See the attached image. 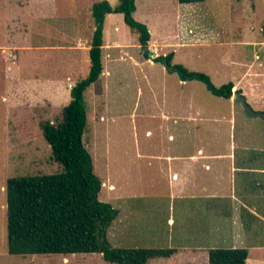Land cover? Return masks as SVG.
Masks as SVG:
<instances>
[{
  "label": "rangeland",
  "instance_id": "obj_1",
  "mask_svg": "<svg viewBox=\"0 0 264 264\" xmlns=\"http://www.w3.org/2000/svg\"><path fill=\"white\" fill-rule=\"evenodd\" d=\"M137 17L151 24L158 52L142 48L139 34L123 26L122 14L115 15L107 34H121L123 48H113L111 57L103 54L106 73L85 92L89 110L83 139L103 182L99 198L120 210L108 227V241L121 248L177 249L148 264H210L211 249L233 246L264 259L256 247L264 244V217L239 210L242 203L257 202V190L264 189V179L244 162L261 158L264 166V119L250 116L238 99L216 96L202 81L182 80L163 63L151 62L174 52L173 63L206 73L218 87L243 83L247 103L264 111V45L243 44L249 33L264 40V0H142ZM57 38L40 34L34 44L58 45L50 42ZM46 52H38L39 71L25 61L18 72L0 71V264H115L98 252L67 254L65 262L66 254L8 251V178L63 170L41 127L44 121L61 122L67 105L64 98L61 105L52 104L46 85L36 80L45 82L48 76ZM248 68L259 71L245 84ZM89 69L90 64L80 74L73 72L71 85Z\"/></svg>",
  "mask_w": 264,
  "mask_h": 264
},
{
  "label": "trees",
  "instance_id": "obj_2",
  "mask_svg": "<svg viewBox=\"0 0 264 264\" xmlns=\"http://www.w3.org/2000/svg\"><path fill=\"white\" fill-rule=\"evenodd\" d=\"M182 4L205 0H178ZM136 0H119L113 6L108 0L96 2L92 15L96 29L89 51L90 70L71 89V100L63 108L59 123H41L44 137L51 145L52 158L63 166L54 174L13 176L7 180L8 251L14 255L29 254H102L104 260L115 264H147L155 257L171 256L173 248L113 247L107 230L117 218L119 209L99 198L102 180L94 171L93 157L84 143L88 125L86 90L103 72L104 22L109 13H122L125 22L139 34L146 49L151 40L147 24L134 17ZM174 52L159 55L168 72L178 73L182 80H200L207 89L223 98H231L234 82L216 86L209 75L190 71L173 63ZM264 113V112H263ZM247 248H215L209 252L210 264H246Z\"/></svg>",
  "mask_w": 264,
  "mask_h": 264
},
{
  "label": "crops",
  "instance_id": "obj_3",
  "mask_svg": "<svg viewBox=\"0 0 264 264\" xmlns=\"http://www.w3.org/2000/svg\"><path fill=\"white\" fill-rule=\"evenodd\" d=\"M74 1L75 0H0V71L1 69H4V71L16 70V72H18L23 61H25L26 64L30 65V67L34 69L33 71H39L40 67L36 64V61L39 60L38 52L46 50L47 52L44 53V56H47L46 61L48 64V76L46 77L45 82L44 78H37L36 80L40 85H46V88H44L48 93L46 96L48 100L54 105H61L59 103L61 102V98H64V104H68L70 102L71 99L69 100V92L71 93V89L75 85H71V83L73 82L72 75L80 74L81 71L85 69L89 64L91 65L89 51L92 46V38L96 29L95 20L92 15V7L96 2H93V0H80L81 4L79 6H76L74 4ZM108 1H110L113 6H116V4L114 5V2L116 0ZM141 1L142 0H136V10L134 12V16L136 18H138L137 13L139 11V5ZM117 14L122 13L107 14L104 22L103 54L105 55V52L108 51L107 53L110 55V57V52L113 48H123V44H121V34L113 31H111V36L107 34V32L109 31L108 23L109 21L113 20L114 16ZM60 15L61 17H59ZM57 18H59V22L61 23L54 24L56 23L55 21H58L56 20ZM123 20V26H128L125 22L124 15ZM145 23L148 25L151 32V40L149 42V46L153 47L155 51L157 50L158 52L157 46L159 45V39H157L156 37L153 40V28L148 21H145ZM128 27L130 28V26ZM114 30L118 31L119 27L115 26ZM40 34L56 35L58 37L57 40L50 42H56L59 44L45 46L34 44L36 36H38L39 39ZM243 44H249L253 47H257L260 45L263 46L264 40L262 38H259L258 36L256 37V35L249 33L243 38ZM55 50H57V53H54ZM257 55L258 54H256L255 56L256 59L260 60L262 57L260 55H258L259 57H257ZM151 57L154 58L155 55L152 54ZM151 62L154 63L156 61L151 60ZM248 69V75L244 74V76L242 77L245 84L249 83L250 77H257L259 71V68L255 69V72H251L250 68ZM107 72L109 74V71ZM60 73L66 74V78H64L63 76H58ZM104 73L106 72L103 69L102 74ZM234 84V89L245 93L244 88L240 86V84L243 83L240 82V84H238L234 82ZM43 86H41V89H43ZM225 99L233 100L232 97ZM260 111L264 112L263 110ZM249 150L250 149L248 147L245 148L246 154ZM260 150L264 151V147H261ZM255 161L257 162L254 163L252 159L247 157L244 158V162L247 165V168L251 169L252 172H256L260 176L259 178H262L259 180L262 181L264 179V166L261 163V158L255 159ZM177 176V173L173 174V178ZM257 194H259L256 195V199H258L257 202H254L252 204L242 203L241 206H239V210L241 212H244V210L250 211L253 218H263L264 203L262 202V200L264 199V189H258ZM210 209L212 210L214 208L210 206ZM241 217L242 216H239V219ZM242 231L243 230L241 227L240 235H236V242H234V245H237L236 243L239 242ZM256 247H258V250L262 253L264 252V244L257 243ZM176 252L177 249H175V252L171 256H173ZM195 252V249L190 251V259L193 258V254ZM100 256H102V254ZM64 257L65 258L63 260L65 262L68 260L69 262L67 254ZM262 258L263 257H258L257 255L255 257L254 255L251 256L249 251L246 264H261L264 261V259ZM191 263L193 264L192 260Z\"/></svg>",
  "mask_w": 264,
  "mask_h": 264
},
{
  "label": "water",
  "instance_id": "obj_4",
  "mask_svg": "<svg viewBox=\"0 0 264 264\" xmlns=\"http://www.w3.org/2000/svg\"><path fill=\"white\" fill-rule=\"evenodd\" d=\"M232 97L235 98V99H238L239 101L242 102L243 106L245 107L247 113L250 116L264 118V113L263 112H256V111H254L252 109V107L247 103V100L245 99V97L243 96V94L241 92H239L238 90H234Z\"/></svg>",
  "mask_w": 264,
  "mask_h": 264
}]
</instances>
